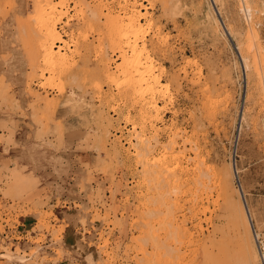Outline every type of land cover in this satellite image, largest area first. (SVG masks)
I'll return each instance as SVG.
<instances>
[{"label":"rangeland","instance_id":"obj_1","mask_svg":"<svg viewBox=\"0 0 264 264\" xmlns=\"http://www.w3.org/2000/svg\"><path fill=\"white\" fill-rule=\"evenodd\" d=\"M38 1L0 0V264H264V0H130L156 114L105 78L121 0H42L73 19L48 74Z\"/></svg>","mask_w":264,"mask_h":264},{"label":"bare ground","instance_id":"obj_2","mask_svg":"<svg viewBox=\"0 0 264 264\" xmlns=\"http://www.w3.org/2000/svg\"><path fill=\"white\" fill-rule=\"evenodd\" d=\"M42 2H43L42 0H39L38 2H36L38 9L36 10V16L34 17L33 22L36 25H38L36 32L41 38V45L39 46V49L44 55V61L42 60L43 67H45L43 70V73L47 72L48 74L51 71L50 65L53 64L52 61H54L56 57L60 58V56H58L59 52L56 50L58 48H63L66 46L68 47L67 44L69 42L65 40L66 37L62 33L61 30L66 27L68 28L69 22H71L73 19L69 18L68 21L66 20L65 18L66 17L65 13L67 10V7H66L65 12H63V14L65 15L60 17L58 21L55 20L54 16H55V13L58 12L60 3L55 6H49L48 4L44 2L42 3ZM120 3L122 4L120 8L122 9V11L124 10V12L126 13L119 20V23H113V27L115 26L116 28H118L117 29L118 31H116L117 36L120 34V32H123L124 34L122 36L121 35L118 36L120 39L119 40L120 43L119 45L115 46V49L113 50L114 52L113 56H115L117 59H120L121 62L119 61L120 63H115V64H118L117 65L118 67L108 66L106 70L107 72H109L112 68V70H116L114 73L118 75L114 77V76H111L110 74H107L105 78L109 80L108 81L109 85H112L115 83L116 81L115 79L119 80L118 76H121V77L124 76V78L126 77L125 78L126 83L124 85H121L124 79L119 81L120 83H115L114 86L112 85L114 87L113 90L116 92V95L121 97L120 99H126V98L129 99L131 97L133 99L135 97H138L139 99V96L141 98L142 96H145V95L146 96L151 95L152 96L151 102L148 103L149 107L148 108L146 107V108L153 110L154 112V110L155 111L158 110L156 109L154 98L157 97V94H159L158 90L161 89L162 85L159 83L158 76L155 75L156 72H158L159 68L156 65H154L153 60H151V58L148 55L149 53L146 51L144 45H142L141 42L139 41L140 35L142 33V30H140V22L144 18V16L141 15L138 10L140 6H142V4L141 3L138 4V2H133L131 4L130 0H121ZM130 4L132 5V8ZM63 23H64V26H62ZM70 33L72 32L70 31ZM112 39L113 38H111L110 40ZM75 54L77 53L75 52ZM56 61H58V59ZM160 93H161V90H160ZM162 98L164 100L167 97H165V95L163 94ZM145 102L147 101L145 100ZM159 110L158 112H160ZM173 141H172L173 143H170L169 147H167L168 149H165L162 155L158 157L157 160H154L152 163L154 170H157L156 175H155V182L157 183V185H158V180H159L158 179V174L160 172L159 169H161L164 172V174L169 178V180H171L170 178H174L176 176V171L179 169L181 165L180 161L183 159L182 155H178L177 153L176 155L174 154L170 155L174 149L175 140ZM138 146L144 148V146H146V143L141 142ZM138 153L140 152L138 151L136 153V159H140L141 157ZM195 160L197 161L198 157H196ZM204 165H205L204 163H201V167H204ZM217 176H218L217 173H215V177ZM176 180H175V183H177ZM221 192L224 193V191H221Z\"/></svg>","mask_w":264,"mask_h":264}]
</instances>
